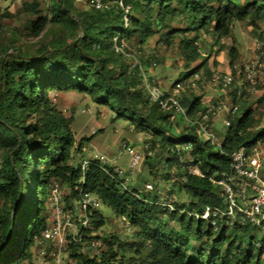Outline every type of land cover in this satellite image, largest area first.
I'll list each match as a JSON object with an SVG mask.
<instances>
[{
	"label": "trees",
	"instance_id": "trees-1",
	"mask_svg": "<svg viewBox=\"0 0 264 264\" xmlns=\"http://www.w3.org/2000/svg\"><path fill=\"white\" fill-rule=\"evenodd\" d=\"M126 2L131 6L127 24L120 8L79 9L75 0H56L50 16H38L31 31L48 34L58 28V35L39 46L0 52V198L6 202L0 207V264H21L32 258L31 249L47 224L48 186L53 180L65 185L67 210L74 209L82 189L118 216L126 217L137 229L129 247L137 252L148 250L140 264H264V247L255 245L252 227L221 225L215 230L204 220L169 211L159 204L158 194L147 196L137 188L124 189L122 179L109 176L95 162L86 169L82 182L81 162L74 165L73 161L83 141L77 145L68 120L53 103L57 91H73L110 107L116 118L133 121L137 131L151 135V149H160L156 159L146 156L150 174L155 176L165 168L164 178L174 177L189 197L188 204L174 202L178 209L201 212L206 205H219L223 201L220 190L209 176L230 172L234 150L264 140V127L251 137L250 129L260 122L256 109L242 101L243 114L227 128L223 153L214 151L195 126H184L172 112L149 103L138 68L130 70L127 58L115 52V38L132 52V38L141 47L161 31L160 40L167 45L178 37L184 68L190 70L186 76L180 74L179 79H183L206 65L207 55L200 46L202 34L219 43L231 35L237 21L257 27L264 22V0ZM32 5L37 4L25 3L23 9L31 6L34 10ZM177 21L182 25L175 26ZM139 57L145 67L156 64ZM230 58L233 69L237 60L234 48ZM181 103L192 118L208 107L202 96L181 98ZM168 145H191L190 160L165 153ZM181 165L198 166L205 177L188 174ZM92 221L98 229L105 218L95 210ZM81 249V244H71L68 249L77 264H114L117 257L111 245L100 256L87 255Z\"/></svg>",
	"mask_w": 264,
	"mask_h": 264
},
{
	"label": "built area",
	"instance_id": "built-area-1",
	"mask_svg": "<svg viewBox=\"0 0 264 264\" xmlns=\"http://www.w3.org/2000/svg\"><path fill=\"white\" fill-rule=\"evenodd\" d=\"M78 5L100 11L110 10L112 7L120 8L123 12L125 24L131 6L127 0H75ZM264 36V33H263ZM115 52L122 54L130 63V70L138 68L142 80L144 93L150 104L157 105L163 111H170L187 126H195L202 137L208 141L213 150L223 153L222 142L215 133V123L221 120L226 128L232 125L236 117H240L241 100L246 96L264 95V51L262 48L254 58L247 60L243 66L234 64L233 69L226 73L213 74L212 80L223 90H230L237 77L241 78L240 89L230 99H219L216 103L208 105L205 112L190 117L187 109L181 103V94L185 92L198 93L205 84L203 75L196 72L188 77L179 79L172 84V88L163 89L153 74V63L145 67L140 57L127 50L125 44H120L115 38ZM58 94H54L56 100ZM234 97L237 101H234ZM85 112V110H82ZM260 129L258 125L254 127ZM94 128L92 133L95 134ZM84 150H86L84 148ZM146 153L137 147L123 141L120 147L112 153L95 151L86 155L81 160L82 182L88 166L95 162L99 168L113 178H120L121 186L129 189L127 181L143 164L146 156H153L154 151L150 143L146 144ZM191 145H168L165 153H175L181 161L187 160ZM123 155L129 157L128 166L123 167L118 163ZM190 155V154H189ZM231 171L221 172L217 176H209V180L220 190L222 203L219 205H206L201 212L178 209L171 194L160 197L159 204L169 211H179L196 220H204L217 230L223 225L228 228L249 226L259 231L262 237H256L255 245L264 247V140L259 139L251 146H242L234 150L231 155ZM181 169L188 174L205 177V174L195 165H181ZM147 191L154 187L147 184ZM65 185L53 180L48 186V205L46 210L47 224L36 244L37 257L45 264H77L76 259L68 255L71 244H81L82 252L88 248L91 256H100L103 252L102 241L94 236L92 215L99 210L102 202L95 195L81 189L80 198L76 201L73 210L66 209ZM122 222L129 225L126 217H120ZM21 264H29L24 260Z\"/></svg>",
	"mask_w": 264,
	"mask_h": 264
},
{
	"label": "rangeland",
	"instance_id": "rangeland-1",
	"mask_svg": "<svg viewBox=\"0 0 264 264\" xmlns=\"http://www.w3.org/2000/svg\"><path fill=\"white\" fill-rule=\"evenodd\" d=\"M56 0H0V52L5 49L17 47L18 49H27L30 47L39 46L41 43L51 41L53 35H58L60 29L54 28L51 33L45 34L43 31L36 34L31 31L32 23L37 20L38 16H50L51 5ZM36 3L33 6H28V10L23 9V4ZM79 9H87L83 5H77ZM175 26H181L182 23L174 22ZM65 34L69 31L65 30ZM160 33L150 37L142 44L141 47L137 44L135 38L130 41L132 53L137 52L138 56L143 57L145 61L156 62L153 74L157 81L158 77H163L164 81H158L159 85L168 90L171 85L180 78L182 73L186 76L190 70L184 68L183 58L178 47L179 38L176 37L170 45L163 43L160 40ZM264 22H260L258 26H253L247 21H237L233 25L231 35L222 38L219 43L208 35H201L200 46L207 55L206 65L199 71L205 79V84L198 93L185 92L181 94L182 99L191 100L196 96H202L207 105L216 103L219 99L233 98L235 92L240 89L241 78L237 77L235 84L230 90H223L217 86L212 80L213 74L217 72L226 73L230 68V50L234 48L237 51L236 65L243 66L247 60L254 58L259 54L260 49L264 51ZM191 36H194L193 34ZM209 70V74L206 71ZM155 72L157 74H155ZM59 92V93H57ZM56 100L53 103L59 111L68 120L69 128L75 136L76 143L83 141L82 148L76 151L73 161L74 165H78L84 156L91 155L95 151H103L105 153L115 152L120 144L125 141L146 153V144L150 143L151 135L147 132L137 131L134 123L126 118H116L115 112L108 106L98 105L90 99L88 95L79 94L73 91H57ZM245 102L248 106L256 109V118L260 122V129L252 128L251 137H254L258 131L264 127V95L252 96L248 95L241 102ZM85 110V112H82ZM240 111L239 115H242ZM176 119H172L173 132H176ZM184 126H187L184 124ZM96 128L97 132L92 133ZM227 128L221 120L215 123V133L222 141L226 135ZM205 140L204 137H202ZM84 148L86 150H84ZM160 153V149L154 150L153 158ZM3 156V151H0V162ZM186 158H190L187 154ZM129 157L123 155L119 158L118 163L123 167L128 166ZM165 168L161 167L153 176L149 172V166L146 161L139 167L135 174L130 176L127 185L129 188H137L141 195L153 196L155 193L160 197L165 194H171L173 202L179 204L190 202L186 193L179 189V184L174 177L170 179L164 178ZM153 185V191H147L146 185ZM6 202L0 198V207L4 208ZM100 213L105 218L102 227L94 230V236L99 237L102 241V249L107 251L109 245L117 253L114 264H140L141 258H145L147 248L141 249L139 252L136 248H130L129 244L134 242V234L136 227L126 225L121 221L112 209L103 203L99 207ZM164 219L167 220V217ZM170 226L177 229V225L170 221ZM257 238H261L262 234L253 230ZM234 239L239 240L238 236ZM38 246L35 244L32 249V258L29 264H45V262L37 257ZM84 253L91 256L88 248H85Z\"/></svg>",
	"mask_w": 264,
	"mask_h": 264
},
{
	"label": "crops",
	"instance_id": "crops-1",
	"mask_svg": "<svg viewBox=\"0 0 264 264\" xmlns=\"http://www.w3.org/2000/svg\"><path fill=\"white\" fill-rule=\"evenodd\" d=\"M155 74H157V73L155 72ZM158 81L163 82V81H164L163 77H158ZM164 82H165V81H164ZM171 86H172V85H171ZM57 93H59V92H57Z\"/></svg>",
	"mask_w": 264,
	"mask_h": 264
}]
</instances>
